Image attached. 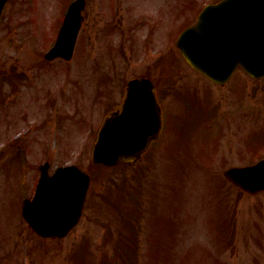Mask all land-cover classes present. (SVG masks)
<instances>
[{"label":"rangeland","instance_id":"rangeland-1","mask_svg":"<svg viewBox=\"0 0 264 264\" xmlns=\"http://www.w3.org/2000/svg\"><path fill=\"white\" fill-rule=\"evenodd\" d=\"M71 1L9 0L0 19V264H264V192L224 174L264 157V78L239 69L216 84L176 42L213 0H87L73 59L47 60ZM139 75L167 127L135 164L97 167V130ZM45 162L92 175L66 237L22 214Z\"/></svg>","mask_w":264,"mask_h":264},{"label":"water","instance_id":"water-1","mask_svg":"<svg viewBox=\"0 0 264 264\" xmlns=\"http://www.w3.org/2000/svg\"><path fill=\"white\" fill-rule=\"evenodd\" d=\"M7 0H0V15ZM86 0H75L66 17L58 43L47 56L70 58ZM187 60L198 71L225 83L240 65L248 73L264 76V0H222L208 4L198 22L178 38ZM161 107L149 78L128 83L123 111L110 116L94 150V160L108 165L133 163L141 157L161 124ZM49 163L41 166V179L34 199H25L23 214L43 236L65 237L79 222L90 184V176L78 166L60 167L49 174ZM226 176L250 193L264 190V160L256 165L231 167Z\"/></svg>","mask_w":264,"mask_h":264}]
</instances>
